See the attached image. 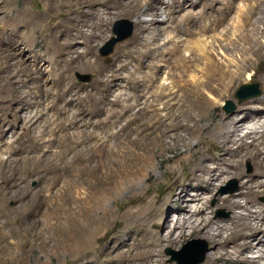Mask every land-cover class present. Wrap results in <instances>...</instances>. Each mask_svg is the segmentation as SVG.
I'll list each match as a JSON object with an SVG mask.
<instances>
[{
    "label": "rangeland",
    "instance_id": "374dc122",
    "mask_svg": "<svg viewBox=\"0 0 264 264\" xmlns=\"http://www.w3.org/2000/svg\"><path fill=\"white\" fill-rule=\"evenodd\" d=\"M95 1L98 6L90 11L91 0H0V27L11 33L17 19L26 17H32L37 26H31L33 31L27 39L15 34V41L25 52L21 57L10 58L9 62L20 61L28 72L17 76L22 84L16 86L14 93L4 86V78L12 70L0 73V264H110L111 252H117L127 242L125 252L130 247L133 253L137 251L134 242L141 239L145 224L133 223L136 217H124V214L129 210L144 209L150 200L154 205L150 213L143 214L146 219L142 221L148 220L147 224L152 215L159 212L157 209L162 201L169 218L178 219V226L188 214V205L196 210L206 204L207 210L198 218L208 215L222 225L230 224L233 217L218 197L225 195L223 188L229 187L234 180L239 191L241 180L229 178L211 190L206 185L197 189L199 183L193 179L191 153L196 140L184 126L194 123L184 122L187 110L184 94L179 92L175 99L169 95L177 91L173 79L180 71L173 69L174 73L172 65L168 64L169 68L166 65L160 74L153 75L159 79L156 78V87H148L144 82L133 87L130 79L133 73L139 78L147 71H135L136 62L131 55L137 57V51L147 48L145 41L137 44V36L148 40L151 48L163 46L166 50L179 45L187 57L192 41L203 37L200 28L219 18L226 0H217L215 4L212 0ZM185 1L187 7L181 8ZM210 3L214 9L207 6ZM237 3L247 4L248 0ZM192 4L194 6H190ZM189 13L194 15L193 21L188 22L184 17ZM199 13L203 15L200 17ZM101 19L104 22L100 37L93 38L88 44L79 38L76 52L71 56H65L64 49L58 48L59 41L63 42L66 37L65 28L72 22L84 25V33L90 35L96 32L93 24ZM122 19L134 23L133 36L118 43L108 57L101 56V48L114 36L113 25ZM224 27L216 33H224ZM9 33L3 35L6 44L14 37ZM37 54L42 56L40 62L35 59ZM78 55H84V58L71 65L69 58ZM155 56L159 58L158 54ZM145 58V63L152 59L148 55ZM88 62L94 66H88ZM124 62H128V67L119 71ZM160 64L164 65V62ZM78 75L90 76V79L85 81ZM251 77V83L259 85L261 95L239 103L236 93L248 84L243 81L233 97L217 104V110L211 111L203 127L211 126L219 113L239 114L240 120H245L248 112H241V109L264 97V83L257 71L252 72ZM161 84L168 87L165 97L158 89ZM40 85L44 92L31 93ZM66 86H70L71 92L63 95ZM49 89L51 92L47 94ZM149 97L153 98L149 100ZM226 101L236 105L233 113L227 114L224 110ZM116 102L118 105L112 104ZM149 103L154 104L150 115L142 114L143 109L149 108ZM178 122L179 127H173ZM84 133L94 140L78 145ZM202 147L206 153L215 154L210 144H202ZM76 153H83L84 159L92 158L75 161V164L72 160ZM69 163L74 165L70 167ZM210 165L215 166L214 163ZM243 167L250 175L255 169L252 161H245ZM196 195H202L201 201H192ZM95 218L97 221L93 222ZM165 221L164 215H155L146 227L160 236ZM139 230L140 233H136ZM230 233V230L224 231L223 237ZM190 234L185 233L176 245L164 242L156 247L157 258L154 256L153 260L159 258L164 264H176L166 253L169 248L181 251L190 241L203 240L208 244L209 252L202 264H212L209 260L214 246L209 238ZM74 238H81L89 247L75 243ZM260 251H264V245L246 256L250 259Z\"/></svg>",
    "mask_w": 264,
    "mask_h": 264
},
{
    "label": "bare ground",
    "instance_id": "6f19581e",
    "mask_svg": "<svg viewBox=\"0 0 264 264\" xmlns=\"http://www.w3.org/2000/svg\"><path fill=\"white\" fill-rule=\"evenodd\" d=\"M91 1L90 11L98 6L95 0ZM187 1L180 7L186 8L188 5ZM212 1L214 4L215 2L217 3V0ZM237 1L238 0H226L223 3L224 11L219 18L211 20L208 25L206 24L201 28L199 27V32L203 34V37L201 36L202 38H196L192 41V45L189 49L190 55L187 57L183 55V50L179 45H174V47L166 50H164L165 47L163 46V49L160 46L151 48V44H148V40H145L141 36H137L135 40L137 44H143L145 41L147 48L146 50L137 51V57L131 55L134 59L133 61L136 62L135 71L138 72L142 69H146L147 71L144 72L143 76H138L139 78H135L134 73L130 75V79L134 83L133 85H135L133 87H137L139 85L137 83L140 82H144L148 87H152L158 83V77L155 76L156 79L153 75L160 74L166 65L168 68L172 65V71L173 69L180 71V75H177L176 72L177 77L173 79V86L177 91L171 92L169 95H173V99H175L179 96V92L184 94V103L187 104V110L184 113V122L190 120L194 123L191 126L187 123L184 129L192 139L196 140L191 153V167L194 173L193 179L195 182L199 183L197 189L206 185L211 187V190H215L218 188V185H222L229 178H238L241 180V189L239 191L218 197V200L222 202V206L233 213L230 224L222 225L213 218L208 217V215L198 218L202 212L207 210L206 204H203L202 207L196 210H194V207L192 208L191 205H188V214L180 221L181 225L178 226L176 225L179 223L178 219L171 220L169 218L170 216H168L166 204L162 201L157 209L159 212L155 214L164 215L166 218L160 237L157 233H152L146 227L151 224L155 215H152L150 224L146 223L148 220H145L144 223L142 222L144 221L143 218H145L143 214L145 212L146 214L150 213L151 206L152 204L154 205L153 201L150 200L147 205H145L144 209L136 211L129 210L124 214V217H136L133 223L145 224L141 230V239L137 240L136 238L137 241L134 240L137 251L135 250L136 252L133 253V248L130 247L128 252H125L124 248L129 245L127 242L126 245H122L123 247H120L121 249L117 252L110 251L112 253L110 264H164L162 259L158 258L156 261H154L155 259L153 260L154 256L156 257L154 249L164 242L176 245L187 232H191L190 235L201 234L209 238L211 244L214 246V252L210 255L209 263L219 264L218 262L223 261L224 263L222 264H256L261 261V264H264V251H260L250 259L246 256V253H250L254 251V249L264 245V202H261V200L264 199V97L257 101H253L250 105L241 109V112H248V116L244 121L240 120L239 114L222 115L219 113L211 126H202L204 120L207 119L211 111L213 109L217 110V104L223 103L225 99L233 97L234 92L243 81H247V83L253 81L251 77L252 72L257 71L260 81L264 83V0H248L247 4L245 3L242 5L237 3ZM190 6H194V4ZM207 6L212 9L213 3ZM90 11L87 14H90ZM234 13L235 15L232 16ZM195 14L197 15V13ZM193 15V13H189L184 17V20L189 22L192 20ZM202 15L201 13L198 14L200 17ZM31 18L28 19L26 17V19H17L11 29V33L0 27V73L6 69L12 70L11 73L4 78V86L12 93H14V89H16L17 85L22 84L17 76L20 73L22 75V73L28 72L26 68L21 66L20 61L14 63L9 62L10 58L14 56L21 57L25 52L21 51V44L15 41V34L19 33L20 37H25L24 39H27L33 31L31 26L37 27L33 24L35 22H33ZM102 22L104 21L101 19L98 23L93 24L96 32L90 35L84 33V25H80L77 21L72 22L65 28L66 37L63 42L59 41L58 48L64 49L65 56L67 54L68 56H71L70 54L73 55L76 52V40L83 38L85 43L88 44L93 38H96L102 33ZM159 22L164 21L160 20ZM22 24L24 27H22ZM137 24H140V21L137 22ZM87 25L88 23H85V26ZM222 26H226L224 27L225 32L217 34L218 32L216 33V31L218 29L220 30ZM22 29H24L23 32ZM6 32L9 33V36H14L10 37L12 38L10 44L4 43L3 35ZM212 32H215V34H212ZM190 33L193 32L190 30ZM152 52H154V54H151ZM5 53L7 54L4 55ZM149 54L151 55L150 57ZM155 54H158V59ZM147 55L149 59L152 58L149 63H145L144 60ZM41 58L42 56L38 54L35 56L36 61L39 60L40 62ZM82 58H84V55H78L77 58H69L70 64L72 65L76 61H81ZM68 61L69 60L66 59L65 62L69 63ZM161 62H164V65L160 64ZM90 64L92 65V63H87L88 66H90ZM93 66L94 65H92V67ZM127 67L128 62H124L119 67V71L125 70ZM173 72L175 73V71ZM24 82L23 84H25ZM156 86L158 85L156 84ZM158 89L161 95L164 96L168 87L165 84H161ZM44 90L43 86L40 85L35 89L33 88L31 93L41 94ZM50 92V89L46 91L47 94ZM70 92V86H66L63 95H67ZM154 92L152 94H154ZM156 92L158 93V90ZM155 96L157 97V95ZM158 96L160 97V95ZM156 97H154L155 100ZM151 98L149 97V100ZM138 103L139 102H137V104ZM112 104L118 105L117 102ZM152 107H154V104L149 103V108L143 109V113H141L150 115V108ZM179 125L180 123L178 122L173 125V127L177 128ZM85 126H87V124ZM80 137H82V140L78 142V145H82L84 142L91 141L92 139L89 135H85V133ZM247 139L251 142L248 143ZM202 144H210L215 154L211 155L210 152L206 153V151L203 150L204 147H202ZM94 152H96V149H94ZM82 155L83 153H76L72 161L75 163V161H87L92 158L87 157L84 159L85 157ZM245 161H252L254 164L255 169L251 175L244 172L243 165ZM74 163H69L70 167L73 166ZM211 163H214L215 166L210 165ZM200 196L202 195H196L192 201H201ZM241 200H244V202H241ZM95 220L97 221V218L93 219V222ZM213 223H215V226ZM209 227L212 229H208ZM74 229L75 228L72 230ZM229 230L231 233L224 238V231L226 232ZM136 233H140V230ZM137 236L138 234H136V237ZM74 242L84 246V248L89 247L81 238H74ZM231 245L232 247H230ZM71 253H74L73 250H71Z\"/></svg>",
    "mask_w": 264,
    "mask_h": 264
},
{
    "label": "water",
    "instance_id": "95a60500",
    "mask_svg": "<svg viewBox=\"0 0 264 264\" xmlns=\"http://www.w3.org/2000/svg\"><path fill=\"white\" fill-rule=\"evenodd\" d=\"M134 29V23L130 20L122 19L117 21L113 25L114 36L105 44L103 48H101V56L108 57L111 55L118 43L124 42L133 36ZM78 77L85 81L90 79V76L78 75ZM260 95L261 91L259 89V85L256 83H248L241 86L236 93V98L239 103H243L244 101L259 97ZM235 109L236 105L234 102L226 101L224 110L227 113H233ZM232 184H234V186L230 187ZM230 185L229 187L223 188L222 194L234 193L238 190L236 180L231 181ZM208 252V244L203 240L190 241L182 248L181 251H174L171 248L166 251L168 255H171L170 261L176 262V264H202L206 260Z\"/></svg>",
    "mask_w": 264,
    "mask_h": 264
}]
</instances>
